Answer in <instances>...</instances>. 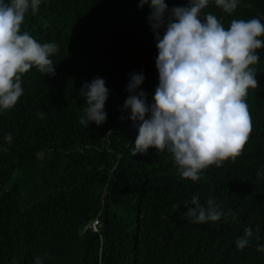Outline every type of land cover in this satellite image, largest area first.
<instances>
[{
    "label": "trees",
    "instance_id": "16d2710c",
    "mask_svg": "<svg viewBox=\"0 0 264 264\" xmlns=\"http://www.w3.org/2000/svg\"><path fill=\"white\" fill-rule=\"evenodd\" d=\"M187 2L165 0L169 10ZM138 3L41 0L25 14L21 32L58 51L55 75L33 67L15 106L0 110V264H264V48L252 66L258 87L246 98L252 131L242 155L199 181L182 179L167 149L131 154L138 132L122 110L129 76L143 74L137 91L149 104L158 85L150 7ZM207 14L226 29L233 19L264 23V0H238L231 13L209 0L200 18ZM96 77L109 89L106 121L86 127L79 93ZM194 195L202 205L213 198L220 220L192 223L184 212ZM94 217L97 230L85 229ZM245 227L254 235L237 250Z\"/></svg>",
    "mask_w": 264,
    "mask_h": 264
},
{
    "label": "clouds",
    "instance_id": "9594fccd",
    "mask_svg": "<svg viewBox=\"0 0 264 264\" xmlns=\"http://www.w3.org/2000/svg\"><path fill=\"white\" fill-rule=\"evenodd\" d=\"M40 3L0 0V110L15 106L23 94L21 78L33 67L44 75H55L50 56L56 54L58 46L41 44L29 33L21 32L25 14L29 9L35 14ZM208 3L188 0L187 6L169 10L165 0H139L138 7H150L147 19L156 39L158 85L149 104L147 94L137 91L144 81L143 74H130L125 89L128 96L122 106V110H130L127 119L138 132L132 156L147 154L149 148L167 149L178 175L192 181H199L208 167H220L242 155L252 131L246 98L250 88L258 87L252 66L260 59L257 50L264 48V23L257 18L233 19L226 29L212 14L200 18ZM237 3L215 0L227 13L233 12ZM79 94L86 101L79 122L86 127L92 122L103 124L109 96L105 80L96 77L83 83ZM39 115L43 118L44 114ZM4 139L11 144L12 135ZM191 205L184 215L194 224L216 222L223 214L213 198L202 205L194 195ZM173 207L179 209L180 205ZM227 215L236 219L233 213ZM253 235V229L245 227L243 236L235 242L237 250L244 249ZM257 251L264 252V245H258ZM36 264H42L40 257H36Z\"/></svg>",
    "mask_w": 264,
    "mask_h": 264
},
{
    "label": "built area",
    "instance_id": "2783aa9c",
    "mask_svg": "<svg viewBox=\"0 0 264 264\" xmlns=\"http://www.w3.org/2000/svg\"><path fill=\"white\" fill-rule=\"evenodd\" d=\"M99 225V218L94 217L88 225H86L84 228H90L92 231H96L97 227Z\"/></svg>",
    "mask_w": 264,
    "mask_h": 264
}]
</instances>
